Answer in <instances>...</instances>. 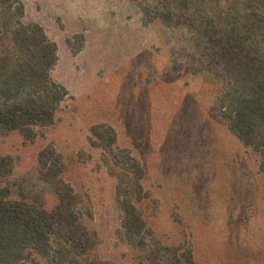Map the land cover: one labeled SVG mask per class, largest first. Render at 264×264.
Instances as JSON below:
<instances>
[{
  "label": "rangeland",
  "instance_id": "rangeland-1",
  "mask_svg": "<svg viewBox=\"0 0 264 264\" xmlns=\"http://www.w3.org/2000/svg\"><path fill=\"white\" fill-rule=\"evenodd\" d=\"M19 1L23 21L56 44L50 77L68 94L56 122L34 141L0 135L12 178L33 175L40 152L52 145L64 181L91 210L84 223L96 233L98 258L140 264L116 236L115 180L88 140L93 126L108 125L116 135L112 151L129 150L143 168L149 198L140 208L163 245H188L196 264H264V173L218 114L220 83L170 72L175 34L144 26L131 0ZM77 35L83 42L74 39L79 50L71 54L65 40Z\"/></svg>",
  "mask_w": 264,
  "mask_h": 264
},
{
  "label": "trees",
  "instance_id": "trees-1",
  "mask_svg": "<svg viewBox=\"0 0 264 264\" xmlns=\"http://www.w3.org/2000/svg\"><path fill=\"white\" fill-rule=\"evenodd\" d=\"M131 1L144 26L175 34L170 72L220 83L218 114L264 173V0ZM23 15L19 0H0V135L34 141L56 122L68 93L50 77L56 44ZM76 38L82 44L81 35L65 40L71 54L79 50ZM88 140L115 180L117 238L140 264H196L188 245L167 247L148 227L140 208L149 198L143 168L129 150L112 151L114 130L95 125ZM64 168L52 145L40 152L35 175L12 178V158L0 156V264H112L98 258L96 233L84 223L91 210L64 181Z\"/></svg>",
  "mask_w": 264,
  "mask_h": 264
}]
</instances>
